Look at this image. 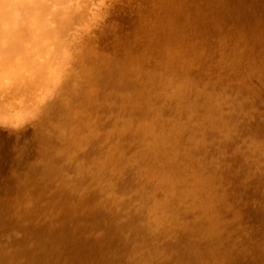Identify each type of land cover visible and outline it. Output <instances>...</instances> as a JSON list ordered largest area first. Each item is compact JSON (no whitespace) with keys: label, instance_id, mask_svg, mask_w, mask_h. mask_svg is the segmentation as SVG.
Masks as SVG:
<instances>
[{"label":"rangeland","instance_id":"1","mask_svg":"<svg viewBox=\"0 0 264 264\" xmlns=\"http://www.w3.org/2000/svg\"><path fill=\"white\" fill-rule=\"evenodd\" d=\"M215 1L0 0V264H264V57Z\"/></svg>","mask_w":264,"mask_h":264},{"label":"bare ground","instance_id":"2","mask_svg":"<svg viewBox=\"0 0 264 264\" xmlns=\"http://www.w3.org/2000/svg\"><path fill=\"white\" fill-rule=\"evenodd\" d=\"M209 1H211V0H209ZM215 1V0H214ZM217 1V0H216ZM215 1V2H216ZM221 1V0H220ZM224 1V2H223ZM223 1H221V2H219V1H217L218 2V4L219 3H224V5L227 7V8H222V6H224L223 4H220L219 6H218V4L216 3L215 5H216V7L218 8V9H216V7H215V9H214V7H212L211 6V9H214L215 10V13H218L217 11H219V14H217V17H219V16H226V18H225V21L224 22H226L225 23V28H230V29H233L232 31L229 29L228 30V33H230L231 34V32H232V34H233V31H234V34H236L235 36H237V39L240 37V36H243L244 38H245V40L247 41V39H248V41H250L251 40V44L253 45V47L256 45V47H255V49H254V51L256 50V49H262V48H264V45H262V44H260V42L258 41V40H254V39H249V37L251 36V28H252V25L254 24V16L252 15V14H250L246 9H245V7H244V2H245V0H223ZM225 1H228V3L227 2H225ZM210 3H212V2H210ZM226 3V4H225ZM228 4V5H227ZM210 5H213V4H210ZM222 5V6H221ZM214 6V5H213ZM220 6H221V8H220ZM220 9H223V10H221V11H224L225 9V11L223 12L224 13V15L222 14V12L220 11ZM217 10V11H216ZM255 12H256V14L258 15L262 10H264V9H262V6L261 5H259V3H257L256 5H255ZM221 12V13H220ZM222 18V17H221ZM217 20H219V23H220V18L218 19L217 18ZM218 22V21H217ZM223 22V21H222ZM230 22H234V23H230ZM229 24V26L228 27H226L227 25L226 24ZM223 24V23H222ZM230 25H234L233 27L232 26H230ZM220 26H223V28L222 29H224V25H221L220 24ZM232 27V28H231ZM257 30V32L259 31V28H257L256 29ZM229 31H231V32H229ZM224 33H225V30L223 31ZM227 34V33H226ZM234 34L233 35H231V37L233 36L234 37ZM237 34H239L240 36L238 37V35ZM243 37H240L239 39H241V38H243ZM235 38V37H234ZM233 38V39H234ZM236 39V38H235ZM242 41H243V39H242ZM256 41H258V43L256 42V44H255V42ZM244 42V41H243ZM253 42V43H252ZM244 44H247V46H248V44L250 45V46H252L251 44H250V42L248 43H245L244 42ZM250 46H249V49H250ZM252 49V48H251ZM251 49H250V51H251ZM258 50V51H259ZM256 52H257V50H256ZM260 52V51H259ZM258 52V54H261L262 52V56L264 57V51H261V53H259ZM257 54V53H256ZM254 56H256L255 55V52H254ZM258 57V56H257ZM260 57V56H259ZM60 107H61V105H60ZM59 109V108H58ZM61 109V108H60ZM60 111V110H59ZM56 113V112H55ZM65 113V112H64ZM55 115V114H54ZM44 116V115H43ZM50 116V115H49ZM56 116V115H55ZM54 118V117H53ZM56 119V118H55ZM53 123V122H52ZM47 129V128H46ZM255 132H256V134L257 135H259V136H264V126H259V128L258 127H256L255 128ZM1 136V135H0ZM260 139V138H259ZM16 140V141H15ZM14 140V142L13 143H17V144H19L18 142H19V140L18 139H15ZM23 144H26V142H24ZM30 167V166H29ZM38 169V168H37ZM23 174V173H22ZM22 174H19V175H22ZM19 175L17 176V177H19ZM16 177V178H17ZM31 178V177H30ZM33 178V177H32ZM48 178V177H47ZM51 181V180H50ZM24 186V185H23ZM25 188V187H24ZM66 189V188H65ZM68 189V188H67ZM26 190V189H25ZM61 190H63V189H61ZM19 191V190H18ZM27 191V190H26ZM34 191V190H33ZM59 192H61V191H59ZM63 192V191H62ZM4 193H5V190L2 188V187H0V196L1 195H4ZM11 193H12V191H11ZM22 193V192H21ZM27 193V192H26ZM15 194V193H14ZM60 194V193H59ZM70 194H72V193H70ZM28 195V194H27ZM61 195V194H60ZM30 197V196H29ZM2 198V197H1ZM7 203H12L11 202V195H10V197H9V200H8V202H5V201H3V200H0V205L1 204H7ZM1 207V206H0ZM5 207V206H4ZM121 240V239H120ZM113 242V241H112ZM93 243V242H92ZM123 243V242H122ZM114 244V243H113ZM1 259V258H0Z\"/></svg>","mask_w":264,"mask_h":264},{"label":"clouds","instance_id":"3","mask_svg":"<svg viewBox=\"0 0 264 264\" xmlns=\"http://www.w3.org/2000/svg\"><path fill=\"white\" fill-rule=\"evenodd\" d=\"M259 3L264 9V0H245V9L254 16V24L251 28V36L249 39L258 40L260 44L264 45V10H262L258 15L255 12V5ZM123 7L128 10H135L138 7L137 0H123ZM257 28L259 31L257 32ZM264 51V48L261 49ZM47 135L45 130L40 133L41 139Z\"/></svg>","mask_w":264,"mask_h":264},{"label":"flooded vegetation","instance_id":"4","mask_svg":"<svg viewBox=\"0 0 264 264\" xmlns=\"http://www.w3.org/2000/svg\"><path fill=\"white\" fill-rule=\"evenodd\" d=\"M29 138H30V137L23 138V139L19 138V139H18V140H19V142H18L19 144H18V145H21V144H23L24 142H26V143L29 142ZM15 141H16V140H15ZM14 150H15V148H14L13 150H11L10 153L13 154ZM26 154H27V150H23V151L21 152V154H19V157L24 159V157H26ZM4 164H5V162H3V163L0 162V165H1V166H3Z\"/></svg>","mask_w":264,"mask_h":264}]
</instances>
